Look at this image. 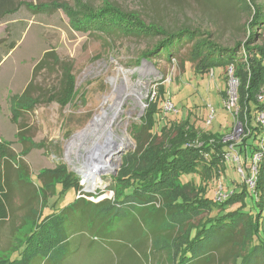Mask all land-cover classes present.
I'll use <instances>...</instances> for the list:
<instances>
[{
    "label": "rangeland",
    "instance_id": "obj_1",
    "mask_svg": "<svg viewBox=\"0 0 264 264\" xmlns=\"http://www.w3.org/2000/svg\"><path fill=\"white\" fill-rule=\"evenodd\" d=\"M49 1L51 0H26L27 4L20 12H12L0 22V58L3 57L0 60V141L7 144L14 153V163H21L29 173L26 180L32 181L39 190L42 187L37 176L42 172H53L64 167L66 172L74 173L78 179L80 189H70L66 191V195L60 196L56 191L46 188L44 195L49 205L54 203L55 208L59 209L78 196L93 201L102 198L100 194L111 198L114 191L111 186L115 185L111 172H97L102 167L107 170L116 168V174L119 172L122 155L120 164H117L118 153L136 150L138 141L134 137L133 127L147 123L145 115L154 104L156 107L151 113L150 124L153 133L163 127L168 128L172 123L188 122L200 131L220 132L224 135L223 139L230 138L236 142L242 136L243 126L235 116L238 109V82L227 78L232 66H217L212 70L208 67L203 71H195V63L188 59L189 45L184 46L179 55L172 57L170 61L164 55L138 59L142 51L152 47L156 37L110 39L96 31L97 29L83 31L74 26L62 7L65 4L73 5L74 0H52L45 6H38L39 2ZM84 1L94 6H99L102 2ZM110 1L127 10L139 11L146 20H155L168 26L199 25L206 31L204 34L211 33V38L221 45L233 46L235 41L245 40L242 25L248 16L239 0H217L218 4L213 6L202 0ZM47 51H53L55 63L50 60L52 65L33 74L34 65ZM63 66H67L74 77L72 98L65 105L49 98L59 87ZM30 80L32 95L38 97L39 101L27 110L29 103L21 102L20 95ZM116 86L136 90L134 92L138 93L140 100L124 97L118 119L99 138H95V135L101 134L96 127L93 132L80 136L91 126L102 108H108L111 103L108 97ZM261 88L262 92L257 94V99H262L261 96L264 95V84ZM232 98L233 104L228 108L227 103ZM168 102L172 104L170 110L166 108ZM259 116L260 114L254 121L261 119ZM175 133L176 131H172V134ZM123 135L127 140L122 139ZM21 137L24 138L23 141ZM73 138L78 145L71 150L68 145ZM109 140H115L117 146H109ZM231 146L232 144L229 145ZM106 148H111V154H108L109 158L104 165H97L92 172L85 173L84 178L79 173L81 162L94 158ZM227 155L228 152L221 155L222 160L224 158V168L218 175H213L212 172L211 177H204L200 169L182 173L180 181L193 183L203 190L206 197L222 201L227 197L225 194L238 191L242 181L249 182L250 178L245 179L238 172L243 160L228 158ZM2 157L3 154L0 153V162ZM191 158L190 156L189 159ZM216 159L212 155L211 165L220 164ZM252 170L255 168L251 165L250 171ZM45 178L48 180L49 176L46 175ZM123 184L126 181L120 183L121 186ZM38 194L40 195V191ZM218 194L223 195L219 197ZM19 196L12 201L15 206L21 203ZM231 200L241 198L234 197ZM40 204L38 198L33 205V219L26 218L22 223L24 211L18 210L13 228L10 224L11 214L7 221L0 224V257L17 255L19 250L12 253L5 249L9 247L10 241L15 245V238H20L46 214L47 208L39 207ZM239 204L229 205L228 210ZM217 211L215 208L204 211L192 221L196 224L200 217L201 220L211 218ZM117 216V219L109 220L106 225H116L114 231H110L108 227L103 232L90 226L88 220L82 225L78 221L73 222L67 253L60 260L62 262L56 261L57 256H51L49 261L40 262L37 258L32 264H149V260L152 261L153 256H157L156 249L160 246L169 251L173 249L174 244L164 239L152 244L150 239L153 236L148 223H140L135 219V237L124 239L120 227L123 222L121 212ZM147 239L149 240L145 242ZM162 251L160 256L166 254Z\"/></svg>",
    "mask_w": 264,
    "mask_h": 264
},
{
    "label": "trees",
    "instance_id": "obj_2",
    "mask_svg": "<svg viewBox=\"0 0 264 264\" xmlns=\"http://www.w3.org/2000/svg\"><path fill=\"white\" fill-rule=\"evenodd\" d=\"M51 1L39 2L38 6H45ZM202 1L210 6L218 4L217 0ZM239 1L248 16L242 25L245 40L235 41L233 46L221 45L211 38V33L204 34L206 31L199 25L168 26L146 20L139 11L127 10L110 0H102L99 6L84 0H74L73 5H62L74 26L83 31L97 29L110 39L156 37L152 47L142 51L138 59L164 55L170 61L179 55L184 46L189 45L188 59L196 64L195 71L232 66V76L238 82L235 116L243 126V134L236 142L226 141L220 132L200 131L188 122L172 123L168 128L163 127L153 133L150 124L151 113L156 107L154 104L145 115L147 123L133 127L137 148L134 152L122 154L120 170L111 176L115 184L111 186L114 190L112 197L106 198L100 194L103 197L93 201L78 196L59 209L55 208L54 203L49 205L46 202L44 192L50 188L61 196L70 189L79 190L76 175L66 172L64 167L53 172H42L37 176L42 187L39 190L32 181L26 180L29 173L21 163H14V153L0 141V153L3 154L0 162V224L7 221L11 214L10 224L13 228L18 210L24 211L22 223L26 218L33 219V205L38 198L41 203L39 207L48 210L32 228L20 238H15V245L10 241L5 250L12 253L19 251L14 256L0 257V264H32L34 259L49 261L51 256H57L56 261L61 263L60 260L67 253L73 222L78 221L82 225L88 220L90 226L103 232L108 227L114 231L116 225H106L109 220L117 219L120 212L124 239L135 237V219L148 223L153 236L150 239L152 244L163 239L174 244L171 251L163 246L157 248V256H153L149 264H264V127L259 120L254 121L259 113H264V100L257 99L264 84V1ZM26 4V0H0V21ZM53 57V51L45 52L34 65L32 73L54 64ZM61 69L59 87L49 98L65 105L72 98L74 77L67 66ZM31 88L30 80L20 95L21 102L29 103L27 110L39 101L38 97L32 95ZM172 131L176 133L172 134ZM20 139L24 140L23 137ZM230 151L243 160L241 169L245 179L250 176L254 155L260 154V159L255 162L253 188L243 180L238 191H228L227 197L218 201L206 197L203 190L193 183L180 181L182 173L200 169L204 177H211L212 172L218 175L224 168L221 155ZM212 155L220 161L218 166L211 165ZM46 175L49 176L48 180ZM124 181L126 184L121 186L120 183ZM16 196L21 199L18 206L14 202L12 204ZM234 197L241 200H231ZM237 202L240 203L238 207L228 210L229 205ZM213 208L218 209L215 216L202 220L200 217L196 224L192 221L202 212ZM161 250L166 252L164 256H160Z\"/></svg>",
    "mask_w": 264,
    "mask_h": 264
},
{
    "label": "bare ground",
    "instance_id": "obj_3",
    "mask_svg": "<svg viewBox=\"0 0 264 264\" xmlns=\"http://www.w3.org/2000/svg\"><path fill=\"white\" fill-rule=\"evenodd\" d=\"M134 91L136 90L132 88H130L129 90H126L123 86L122 87L116 86L114 91L108 97V100L111 101L108 108H102L101 112L98 113L95 116L94 120L91 122V126L87 128L86 130H84L80 134V136H82L83 133L86 135L88 132H91L94 127H96V129L97 128L100 129L101 134L95 135V138H99L102 135V132H106L113 125V123L118 119V114L121 108V102L124 99V97L128 96L137 101L140 100V96L138 95L137 92H134ZM122 139L127 140L125 135L122 136ZM117 144L118 143L115 140H109L108 145L116 147ZM77 145L78 143L74 139L69 143L68 148L69 149L71 148L72 150ZM110 149L111 148H106L103 150V152L99 153L97 156L95 155L94 158L87 160V161L86 160L82 161L81 165H79V169L82 170L84 173H89V172H92L94 167H98L99 165H104L105 161L109 158L111 154V153L109 154Z\"/></svg>",
    "mask_w": 264,
    "mask_h": 264
},
{
    "label": "built area",
    "instance_id": "obj_4",
    "mask_svg": "<svg viewBox=\"0 0 264 264\" xmlns=\"http://www.w3.org/2000/svg\"><path fill=\"white\" fill-rule=\"evenodd\" d=\"M212 72V71H211ZM228 78H229V80H233L234 78H233V76H232V68H230L229 69V74H228ZM264 94V93H263ZM263 96V97H262ZM261 96V98L262 99H264V95H262ZM233 104V98L232 99H230V102H228L227 103V107L228 108H230V106ZM166 108L168 109V110H170L171 108H172V104L170 103V102H168L167 103V105H166ZM260 114V116H259V118H261V119H259V121L260 122H262L263 123V127H264V113H259ZM207 122H209V120L207 121ZM206 122V123H207ZM225 139V138H224ZM225 140H231L230 138L229 139H225ZM228 158H232V159H235V160H240V158H239V156L234 152V151H230V152H228ZM260 159V154L259 153H256L255 155H254V157H253V160H254V164L252 165L254 168H255V170L253 171H250V178H249V182H247L248 183V186L250 187V188H253V185H254V182H255V173H256V165H255V162L256 161H258ZM238 172H240L241 173V175H242V177H243V171H242V169H241V167L238 169ZM223 194H218V196L219 197H221ZM226 195V194H225Z\"/></svg>",
    "mask_w": 264,
    "mask_h": 264
},
{
    "label": "water",
    "instance_id": "obj_5",
    "mask_svg": "<svg viewBox=\"0 0 264 264\" xmlns=\"http://www.w3.org/2000/svg\"><path fill=\"white\" fill-rule=\"evenodd\" d=\"M121 155H122V151L118 153V156H117L118 157V162H117V164H120V156ZM111 169L107 170L106 167H102V168L99 169V171L97 173H100V172H111V176H115L116 172H117L116 168H111ZM79 173H81L84 176V178L86 177L85 173L82 170H79Z\"/></svg>",
    "mask_w": 264,
    "mask_h": 264
},
{
    "label": "crops",
    "instance_id": "obj_6",
    "mask_svg": "<svg viewBox=\"0 0 264 264\" xmlns=\"http://www.w3.org/2000/svg\"><path fill=\"white\" fill-rule=\"evenodd\" d=\"M22 9H23V8H21V9L17 10L16 12H18V11L20 12ZM14 13H15V12H14ZM10 14H11V13H9L7 16H9ZM6 18H7V17H6ZM6 18H4L3 20H1L0 22L4 21ZM2 52H3V51H2ZM2 52H1V53H2ZM1 59H3V57H2V58H0V60H1Z\"/></svg>",
    "mask_w": 264,
    "mask_h": 264
}]
</instances>
